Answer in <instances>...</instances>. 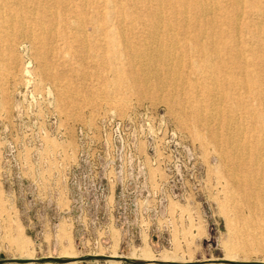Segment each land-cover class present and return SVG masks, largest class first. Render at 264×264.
<instances>
[{
	"label": "rangeland",
	"instance_id": "374dc122",
	"mask_svg": "<svg viewBox=\"0 0 264 264\" xmlns=\"http://www.w3.org/2000/svg\"><path fill=\"white\" fill-rule=\"evenodd\" d=\"M11 1L0 0V264H264V180L233 186L221 162L223 130L245 137L249 127L226 104L234 91L222 73L181 31L161 39L181 56L179 87L127 61L115 15L146 19L135 0H72L75 13ZM212 1L232 11L230 0ZM144 28L125 27L128 40ZM213 28L216 41H231L232 26ZM80 29L81 45L72 42ZM255 31L238 32L247 49ZM242 57L264 94V70ZM252 109L264 114V100ZM230 118L242 125L234 132ZM240 151L249 166L256 152Z\"/></svg>",
	"mask_w": 264,
	"mask_h": 264
},
{
	"label": "bare ground",
	"instance_id": "6f19581e",
	"mask_svg": "<svg viewBox=\"0 0 264 264\" xmlns=\"http://www.w3.org/2000/svg\"><path fill=\"white\" fill-rule=\"evenodd\" d=\"M37 1L39 3L44 1H53V3L55 4L57 3L59 5H62L61 7H63V11L68 13H75V9L72 5V0ZM135 1L136 2H134L132 5H140L141 8H143V11L147 13L146 19H141L140 17H132L126 19L125 17H117V15H115V18L118 20L121 26L119 28L123 43L121 46V50H123L126 60L132 64L139 65L141 69H155L154 71L157 75L162 74L165 77V83L167 82L171 87H173V89L175 87H179V65L182 63L181 56L175 54L172 49L175 41L171 40L172 43H165V41L161 39L163 37L166 38L170 33H178V31H181L186 37L184 39H187L191 45L189 49L191 48L192 53L197 54L199 55V58H202V63L205 68L211 71H216L217 73H222L224 81L223 83L225 84L224 86L234 91L233 93H230L227 96L223 97L228 100L226 104L229 103V107L236 110H243L245 113V118L248 119L247 121L249 122V127H246L245 129V137H241V133H237L231 137L228 133V130H223L224 132H226V134H222L221 137L222 141L227 144V147L230 151L229 156L224 157L225 159L221 158V162H223V164H225V166L227 167L229 177L233 180V186H242V184L245 183L250 184L249 180L253 175L260 174V181L264 180V114L256 112L254 109H252L253 106L260 104L261 101L264 100V94L261 93L262 80L258 75L250 74L246 71L245 65L248 63H246V61L242 57V53L247 52V54H249L253 59L249 64H251L253 67H256L258 70H264V0H257L255 2L257 8L254 11H244L243 8H240L241 1L243 0H230L231 4L233 5L231 12H227L225 7L216 4L212 0ZM11 2L13 5H17L21 3L27 4L28 2H32V0H13ZM163 10H166L168 14L164 15ZM190 15L193 16L191 17ZM240 16H244L246 18L242 26L238 24ZM94 19L92 22H95ZM247 19L250 20L248 21ZM218 24H229L230 26H232L233 35L230 42H221L220 40L216 41L215 36H218L220 32L215 31L213 27ZM14 25H16V22L14 19H11L9 26L12 27ZM191 25L194 27L198 26V29L192 31ZM201 25L207 26V28H199L202 27ZM138 26L145 27L146 29L144 28V30L146 31L141 35V37L130 42V40H128V38H130L129 35L132 34L131 31L136 29ZM248 26H254L256 30L254 36L257 37V39L255 40L254 46L257 47L254 49H247L246 42L244 40L242 41L238 39V32L240 30L244 31V29ZM36 27L40 33H44V31L46 30V27H44V25H38ZM125 27L126 29L131 31H128L126 33ZM95 28L97 30L101 29V27H98L97 24L95 25ZM76 31L78 32L79 29H76ZM83 34V29H80L79 36L77 38H73L72 42H76L77 44L81 45V39H84ZM203 35L207 36V41L205 42L201 41ZM110 43L113 45L114 41H111ZM131 43H133V45ZM233 46L237 49L236 51H233L231 49V47ZM208 53L212 54V56H209L208 58L203 57V55H207ZM113 54L114 56L115 54H117L116 50L114 52L112 50L108 51L107 56L111 57ZM189 65L196 66V62H190ZM242 75L245 77L242 78ZM148 77H146L147 80ZM156 77L159 78L160 75ZM249 93H251V96L249 95ZM243 94L249 95L247 97L249 98L248 103H246L245 101L243 102ZM227 121V127L230 126L229 130H231V132H234V130L236 129V125L238 127L242 126L237 119L230 118ZM231 124H234V127ZM232 127L234 130L232 129ZM215 142H218V140H215ZM251 149L256 152V156L253 160H251L250 165L247 166L245 165L246 157L245 159H243V157L239 154V151ZM236 176H241V178H243V181L239 183V180L236 179ZM62 264L76 263L67 260Z\"/></svg>",
	"mask_w": 264,
	"mask_h": 264
},
{
	"label": "water",
	"instance_id": "95a60500",
	"mask_svg": "<svg viewBox=\"0 0 264 264\" xmlns=\"http://www.w3.org/2000/svg\"><path fill=\"white\" fill-rule=\"evenodd\" d=\"M60 262H62V263H63V262H66V261H64V260H60Z\"/></svg>",
	"mask_w": 264,
	"mask_h": 264
}]
</instances>
